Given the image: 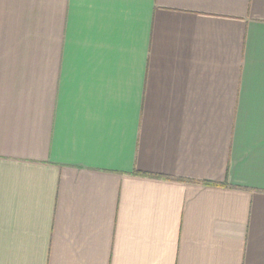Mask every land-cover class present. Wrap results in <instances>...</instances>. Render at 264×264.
Here are the masks:
<instances>
[{
  "label": "crops",
  "instance_id": "0c3cea01",
  "mask_svg": "<svg viewBox=\"0 0 264 264\" xmlns=\"http://www.w3.org/2000/svg\"><path fill=\"white\" fill-rule=\"evenodd\" d=\"M0 264H264V0H0Z\"/></svg>",
  "mask_w": 264,
  "mask_h": 264
}]
</instances>
